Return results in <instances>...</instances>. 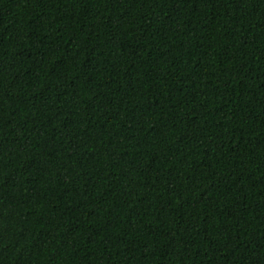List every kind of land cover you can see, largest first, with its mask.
Masks as SVG:
<instances>
[{
	"label": "trees",
	"instance_id": "obj_1",
	"mask_svg": "<svg viewBox=\"0 0 264 264\" xmlns=\"http://www.w3.org/2000/svg\"><path fill=\"white\" fill-rule=\"evenodd\" d=\"M0 264H264V0H0Z\"/></svg>",
	"mask_w": 264,
	"mask_h": 264
}]
</instances>
